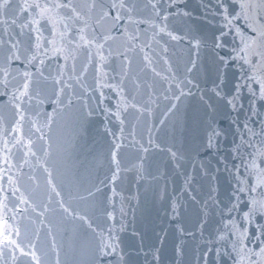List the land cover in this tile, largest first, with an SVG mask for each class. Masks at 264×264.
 I'll return each instance as SVG.
<instances>
[{
    "label": "water",
    "instance_id": "1",
    "mask_svg": "<svg viewBox=\"0 0 264 264\" xmlns=\"http://www.w3.org/2000/svg\"><path fill=\"white\" fill-rule=\"evenodd\" d=\"M99 2L106 5L109 0ZM167 3L165 0V6ZM175 3V7L168 9L171 14L169 29L183 38L171 41L165 36L161 44L146 38L142 41L151 44V48L129 53L134 64L122 85L127 89L124 95L129 101L131 95H135L137 102L145 105L148 111L142 115L131 109L122 112V118L126 116L122 136L115 115L117 107L123 103L120 89L104 86L121 81L119 59H114L111 68L116 70H109L107 78L98 77L99 83L93 80L94 65L89 68L80 81L83 87L76 84L75 93L70 94L71 105L67 98L59 105L51 99L44 100L41 111L52 117L51 129H44L45 140L38 141L37 148H46L47 156L37 151L36 157L29 154L26 157L28 163H24L22 152L13 149L12 163L17 167L9 175L19 176L17 186L20 191L9 198L11 211L8 215L11 217L13 212L16 213L14 220L21 235L14 238L22 247L27 250L31 243L40 254L44 246L46 254L41 258L46 260L41 264H118L117 256L99 257L97 236L85 222L71 214L73 211L77 215H87L97 232L103 230L105 238L109 235L106 229L111 227L112 235L119 238L120 249L128 264H202L201 254L214 246L221 221L227 218L225 207L230 206V198L237 187L236 167L240 168L241 176L247 177L236 146L241 145L242 136L244 140L252 139L259 144L261 137H250L244 124L260 133L264 102L251 96L247 87L239 93L238 104L243 107L233 110L227 102L237 95L236 85L242 83L244 73L239 61L229 59L235 55L231 51L234 33L227 36V47L214 48L213 38L219 35L221 20L217 0H175ZM235 10L239 11L238 8ZM184 11L189 15H177ZM150 16V9L143 11L144 18ZM154 22L159 23L158 20ZM237 23L242 32L251 34L243 19ZM104 26L111 28V23L106 22ZM134 27L127 20L117 22L112 34L118 40L113 48L125 50L128 45L122 33L125 29L131 32ZM4 28L0 24V36L4 35ZM140 29V35L152 33L147 24L140 25ZM18 38L27 40L26 36ZM197 40L201 42L198 55ZM165 43L169 49L167 53L162 51ZM145 54L153 60L151 67L161 75L157 76L146 64L143 71L133 70L139 57ZM220 56L229 62L222 65ZM193 60L196 68L189 73L187 69ZM86 62V54L81 52L76 74ZM60 64H63L62 59L49 61L52 75L56 74ZM14 67L25 70L24 64L17 63ZM137 79L141 84L139 91L133 87V81ZM177 85L185 93L179 101L174 99L179 95ZM251 86L259 92L258 85ZM217 91L220 96L216 95ZM6 101L7 97H0V108ZM253 102L254 111L259 115L250 111ZM172 104L176 107L171 108ZM28 127L25 124V128ZM214 131L220 135L213 139L209 148L208 140ZM118 136L120 141L116 140ZM116 142H122L123 147L118 151L121 171L113 185L111 176L116 166L111 161V152ZM141 146L149 151L143 153ZM169 150L175 152L176 157H172ZM242 151L246 154L252 149ZM0 167L6 166L1 164ZM44 167L52 172V182L61 197H57L47 183ZM29 176L35 180H29ZM7 186L4 187L9 196L12 193ZM95 186L102 192L88 197V191L95 192ZM113 187L116 188L115 195ZM21 194L28 204H21L16 199ZM105 197L111 198V205ZM61 198L68 213L58 203ZM97 201H103L108 210L113 211L115 221L104 216L103 210L95 206ZM45 205L50 210L41 216L39 213L44 211ZM174 205L176 212H173ZM19 209L27 210L21 212ZM243 210L246 207L242 204ZM39 230L44 232V238L37 235ZM47 232L55 238L50 239ZM54 244L62 246V256L53 254ZM24 259L28 260L27 264H34L30 257ZM220 264L232 262L225 257Z\"/></svg>",
    "mask_w": 264,
    "mask_h": 264
},
{
    "label": "snow or ice",
    "instance_id": "2",
    "mask_svg": "<svg viewBox=\"0 0 264 264\" xmlns=\"http://www.w3.org/2000/svg\"><path fill=\"white\" fill-rule=\"evenodd\" d=\"M175 6V0H168L167 6L165 0H109L106 5L99 0H84L83 3H78L77 0H15V2L0 0V24L5 26L4 35L0 36V88H2L0 97H7L6 103L0 108V153H3L0 155V162L6 166L0 167V264H6V256L15 262L17 251L22 257H30L34 264H41L35 245L29 243L26 250L14 238L19 237L21 231L14 220L16 213L13 212L11 217L8 215L11 210L4 184L6 181L13 196L20 191L17 186L19 176L9 175L13 168L17 167L12 163L15 155L13 149L22 152L21 159L24 163H28L26 157L29 154L36 157L37 151L43 152L45 156L48 155L47 149L43 146L37 148V142L45 140L44 129H51L52 117L41 111L44 100L51 99L53 103L59 105L67 98L68 105H71L70 94L75 93L76 84H80L90 67L94 65L93 80L99 83L97 78H107L109 70H116L111 68L112 60L119 59L118 68L122 77L120 83L104 86L120 89L123 103L117 107L115 115L122 136L126 124V116L122 118V112L127 113L131 109L142 115L148 111L145 105L137 102L135 95H131L129 101L128 96L124 95L127 89L122 86L129 76L132 65L129 53L137 49L144 52L145 48H151V44L141 41L140 25L147 24L152 28L148 40L156 44H161L165 36L171 41L182 39L183 37L173 34L169 29L171 14L168 9ZM217 6L220 9L221 20L219 35L213 38L214 48L227 47L226 38L230 33H234L231 51L235 55L229 59L239 61L241 71L244 73L241 78L242 83L236 85L237 95L227 102L233 110L243 107L238 101L239 93L245 87L251 96L264 102V0H217ZM236 8L239 11H236ZM149 9L151 16L144 18L143 11ZM177 15L187 16L189 13L184 11ZM241 19L245 21L251 34L242 32L237 23ZM123 20H127L135 27L131 32L125 29L122 33L126 37L128 46L120 51L118 48H113L118 37L112 33L116 31L117 22ZM155 20L159 23H155ZM106 22L111 23V28L103 27ZM19 36H26L27 40L22 41ZM200 46L201 42L197 40V55ZM162 51L164 53L169 51L166 43L162 46ZM81 52L86 54L87 62L81 72L76 74L77 60ZM59 59L63 60V64H60L55 70L56 74L52 75L49 61ZM218 59L222 65L229 62L223 56ZM142 60L149 67L153 64V60L147 54ZM17 63L24 64L25 70L15 68L14 65ZM165 63L168 61L165 60ZM195 68L196 61L193 60L187 70L190 73ZM151 71L157 76L161 75L155 67H151ZM72 81H75V84ZM252 84L259 86L258 93L251 86ZM80 86L83 87L82 84ZM133 87L136 91L140 90L141 84L138 79L133 81ZM177 88L179 95L174 99L179 101L185 93L179 85ZM216 95L220 96L221 93L217 91ZM167 98L165 96V99ZM175 107V104L171 105V108ZM254 107L253 102L250 111L253 115H259L254 111ZM42 116L43 120H41ZM25 124L29 125L27 129ZM244 128L247 129L250 137L259 135L261 140L256 144L252 139L244 140L242 136L241 145L236 146L235 151L247 177L241 176L240 168L236 167L234 177L237 180V187L230 198V206L225 207L227 218L221 221V228L217 230L213 242L214 246L207 248L201 254L202 264H220L225 257L230 259L232 264H264V121L260 133H256L247 123L244 124ZM219 135L220 133L214 131L209 137V148L213 145V139ZM120 139L119 136L116 137L117 141ZM122 147V142H116L111 152V161L116 166L111 176L113 185L118 179L117 173L121 171L118 151ZM242 149H252V151L245 154ZM141 151L147 153L149 149L141 146ZM171 155L176 157L177 154L171 152ZM44 171L52 191L57 197H61V193L56 190V185L52 182V172L48 171L47 167H44ZM28 179L35 180V177L29 176ZM101 192L102 189L95 186V192L88 191V197H95ZM112 192L116 194L115 187L112 188ZM242 196L245 199L242 200ZM16 199L21 204L29 203L22 194ZM81 199L86 198L81 197ZM105 199L111 205V198L105 197ZM58 203L65 213L69 212V209L64 207L63 198ZM242 204L245 205L246 210L241 211ZM95 206L103 210L108 220L115 221L113 211H109L103 201H97ZM112 207L114 209V205ZM26 210L19 209L21 212ZM35 210L34 206L33 211ZM49 210L45 205L44 211L39 215L43 216L44 212ZM176 211L177 207L174 205L173 212ZM71 214L85 222L97 236L99 257L117 256L118 264H128L123 250L120 249L119 238L112 235L111 227L106 229L109 235L105 238L103 230L97 232L96 227H93V221L87 215H77L74 211Z\"/></svg>",
    "mask_w": 264,
    "mask_h": 264
}]
</instances>
